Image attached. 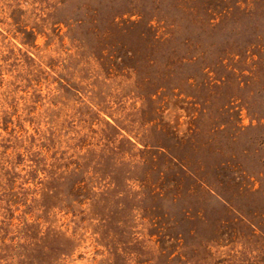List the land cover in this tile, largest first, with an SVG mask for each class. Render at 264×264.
<instances>
[{"label": "rangeland", "instance_id": "1", "mask_svg": "<svg viewBox=\"0 0 264 264\" xmlns=\"http://www.w3.org/2000/svg\"><path fill=\"white\" fill-rule=\"evenodd\" d=\"M0 264H264V0H0Z\"/></svg>", "mask_w": 264, "mask_h": 264}]
</instances>
